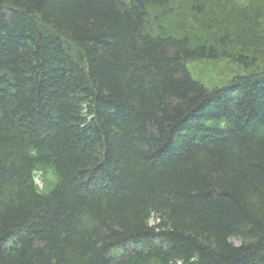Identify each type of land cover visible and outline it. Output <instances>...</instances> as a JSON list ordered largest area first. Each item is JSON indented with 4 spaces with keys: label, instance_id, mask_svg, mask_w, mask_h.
I'll return each mask as SVG.
<instances>
[{
    "label": "trees",
    "instance_id": "16d2710c",
    "mask_svg": "<svg viewBox=\"0 0 264 264\" xmlns=\"http://www.w3.org/2000/svg\"><path fill=\"white\" fill-rule=\"evenodd\" d=\"M0 264H264V0H0Z\"/></svg>",
    "mask_w": 264,
    "mask_h": 264
},
{
    "label": "rangeland",
    "instance_id": "374dc122",
    "mask_svg": "<svg viewBox=\"0 0 264 264\" xmlns=\"http://www.w3.org/2000/svg\"><path fill=\"white\" fill-rule=\"evenodd\" d=\"M193 79L202 83L206 88L213 89L227 83L231 73L237 68L227 60L192 61L188 64Z\"/></svg>",
    "mask_w": 264,
    "mask_h": 264
}]
</instances>
